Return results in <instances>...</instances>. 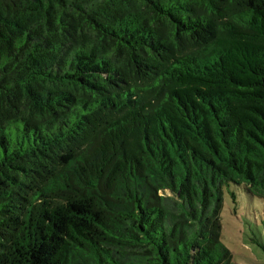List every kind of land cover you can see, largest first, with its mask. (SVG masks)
<instances>
[{
  "label": "trees",
  "instance_id": "trees-1",
  "mask_svg": "<svg viewBox=\"0 0 264 264\" xmlns=\"http://www.w3.org/2000/svg\"><path fill=\"white\" fill-rule=\"evenodd\" d=\"M231 186L264 200V0H0V264H235Z\"/></svg>",
  "mask_w": 264,
  "mask_h": 264
},
{
  "label": "rangeland",
  "instance_id": "rangeland-1",
  "mask_svg": "<svg viewBox=\"0 0 264 264\" xmlns=\"http://www.w3.org/2000/svg\"><path fill=\"white\" fill-rule=\"evenodd\" d=\"M232 192H236V198ZM159 195L176 199L169 190ZM221 222L222 239L235 264H264L263 199L236 186L226 188Z\"/></svg>",
  "mask_w": 264,
  "mask_h": 264
}]
</instances>
